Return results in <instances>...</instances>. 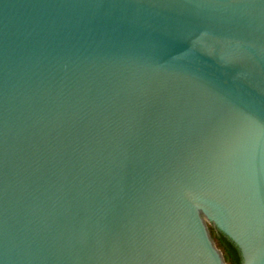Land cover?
I'll return each instance as SVG.
<instances>
[{"label":"water","instance_id":"water-1","mask_svg":"<svg viewBox=\"0 0 264 264\" xmlns=\"http://www.w3.org/2000/svg\"><path fill=\"white\" fill-rule=\"evenodd\" d=\"M264 264V0H0V264Z\"/></svg>","mask_w":264,"mask_h":264},{"label":"trees","instance_id":"trees-1","mask_svg":"<svg viewBox=\"0 0 264 264\" xmlns=\"http://www.w3.org/2000/svg\"><path fill=\"white\" fill-rule=\"evenodd\" d=\"M210 236L216 247L222 252L226 264H241V255L236 245L221 231L208 224Z\"/></svg>","mask_w":264,"mask_h":264}]
</instances>
